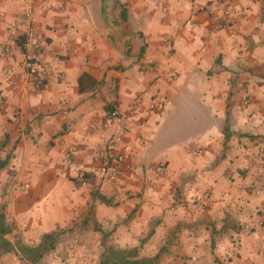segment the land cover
I'll list each match as a JSON object with an SVG mask.
<instances>
[{
    "label": "crops",
    "instance_id": "1",
    "mask_svg": "<svg viewBox=\"0 0 264 264\" xmlns=\"http://www.w3.org/2000/svg\"><path fill=\"white\" fill-rule=\"evenodd\" d=\"M28 6L40 46L30 63ZM113 108L127 130L111 149ZM259 149L264 0H0L7 238L37 246L56 231L60 243L72 229L83 254L71 264H98L106 239L138 258L164 247L159 264H264ZM119 154L120 174L101 177ZM54 251L37 264L67 262ZM7 254L0 264H23Z\"/></svg>",
    "mask_w": 264,
    "mask_h": 264
},
{
    "label": "trees",
    "instance_id": "2",
    "mask_svg": "<svg viewBox=\"0 0 264 264\" xmlns=\"http://www.w3.org/2000/svg\"><path fill=\"white\" fill-rule=\"evenodd\" d=\"M19 45L24 53V37L19 41ZM30 62H33V60H30ZM8 159L7 157L4 161H0V170L7 165ZM86 176L87 174H84L81 178ZM11 232L12 229L6 225L4 214L0 211V254L15 253L21 260H25L30 264H37L46 254L55 250L59 243L56 231L44 234L37 246H29L16 237L12 241L6 237ZM164 251L165 248L162 247L153 257L138 258L136 249L126 250L105 246L98 264H158Z\"/></svg>",
    "mask_w": 264,
    "mask_h": 264
},
{
    "label": "built area",
    "instance_id": "3",
    "mask_svg": "<svg viewBox=\"0 0 264 264\" xmlns=\"http://www.w3.org/2000/svg\"><path fill=\"white\" fill-rule=\"evenodd\" d=\"M26 18L29 21L28 26L26 28L25 34H24V55L27 59V62L30 63V60L35 59V57L39 54L40 46L38 43V33L36 29L32 25V20H33V15L32 12L30 11V7H27V12H26ZM8 77L12 76V73H7ZM33 83L35 89H40L42 88L43 81L40 77L37 75H33ZM155 105L152 104L150 105V108H154ZM110 118L112 121H114L116 128L111 136V139L109 140V143L107 144V147L116 148L120 145V140L124 136L126 130H127V113L120 111L117 108H113L110 112ZM259 156H261V161H264V156L260 155L262 153V150L259 149ZM67 159L70 158V155H66ZM125 161V155L119 154L116 156L114 159V163L112 165H109L108 163H104L102 168L99 171V174L101 177H109V178H114L117 175L120 174L121 172V165ZM164 168V163H159L156 167V172H161ZM83 175L81 174L80 177ZM197 204L200 205L201 201H197Z\"/></svg>",
    "mask_w": 264,
    "mask_h": 264
},
{
    "label": "rangeland",
    "instance_id": "4",
    "mask_svg": "<svg viewBox=\"0 0 264 264\" xmlns=\"http://www.w3.org/2000/svg\"><path fill=\"white\" fill-rule=\"evenodd\" d=\"M81 227H83V225L81 226ZM71 231H72V229H68V228H61V229H59V236H60V243H59V245H57V247L55 248L57 251H54L53 253H52V255H54L55 257H57V258H60L61 260H67V262L65 263L64 262V264H71L72 263V261H73V259L72 260H69L71 257H81V255L83 254L82 253V249H80V248H78V247H74L73 246V242L71 241L72 240V238H73V235L71 234ZM68 233V234H67ZM175 238V236H174V233H171V234H169L168 235V239L169 240H167V242H166V244H168V242L169 241H171L172 239H174ZM11 239H12V241H13V238L11 237ZM22 243H25V242H23V240L22 239H19ZM26 244V243H25ZM105 244L108 246V242H107V239H106V242H105ZM27 245H29V244H27ZM72 245V246H71ZM30 246V245H29ZM78 246H80V245H78ZM103 250V249H102ZM102 250L100 251V253L102 252ZM166 251H164L163 253H162V255L165 253ZM95 254H97V253H94V255ZM8 254L7 253H5V256H7ZM9 255H12V253H10ZM190 258H188V257H186V258H182L181 260H184L185 262V264L187 263L186 261H188ZM99 260H100V258H99ZM21 261H23V262H21V263H23V264H30L29 262H27V261H25V260H21ZM159 262H160V260H159ZM159 262H158V264H159ZM58 264H60V263H58ZM73 264H81L80 262H78V261H75V263L73 262Z\"/></svg>",
    "mask_w": 264,
    "mask_h": 264
}]
</instances>
